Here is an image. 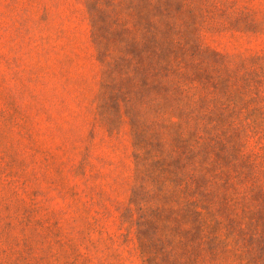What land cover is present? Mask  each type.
<instances>
[{
  "label": "rangeland",
  "instance_id": "1",
  "mask_svg": "<svg viewBox=\"0 0 264 264\" xmlns=\"http://www.w3.org/2000/svg\"><path fill=\"white\" fill-rule=\"evenodd\" d=\"M0 264H264V0H0Z\"/></svg>",
  "mask_w": 264,
  "mask_h": 264
}]
</instances>
